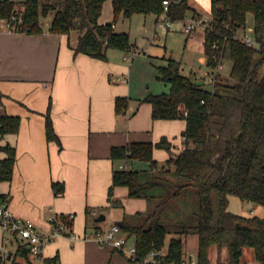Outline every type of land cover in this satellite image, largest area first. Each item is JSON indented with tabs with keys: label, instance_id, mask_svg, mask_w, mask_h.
<instances>
[{
	"label": "trees",
	"instance_id": "16d2710c",
	"mask_svg": "<svg viewBox=\"0 0 264 264\" xmlns=\"http://www.w3.org/2000/svg\"><path fill=\"white\" fill-rule=\"evenodd\" d=\"M105 1L0 0V20L8 22L10 30L39 34L42 17L53 11L50 32L67 34L74 54L106 60L110 48L127 51L135 46L127 32L114 29L119 17L165 13L173 22L184 20L188 12L198 15L187 0H168L166 12L163 0H110L113 19L101 23ZM210 17V25L203 29V44L205 65L213 77L195 80L181 72L180 60L169 57L165 65L156 67L157 77L169 83V90L149 92L143 99L151 103L154 119H185L182 150L160 164L153 158V149L169 150L165 137L111 148L113 160L149 165L147 169L115 168L108 189L110 206H120L119 200L112 199L115 186H125L129 197L147 202L145 211L122 218L121 228L128 238L134 237L140 263L152 249L162 252L166 262L181 263L189 258L184 248L187 237L196 235V264H211L212 247L226 249L227 261L218 264H242L247 246L253 249L257 264H264V216L228 210L229 195L264 205V0H210ZM246 30H251L252 45L235 37ZM224 61L231 64L226 79L221 75ZM205 79L210 88L205 87ZM127 102L126 97H116L115 111L120 113ZM49 112L50 105L46 136L59 142ZM18 127V116L0 114V135L16 132ZM0 150L5 152L0 158V181H9L15 149L6 143ZM52 187L56 195L64 189L61 182H53ZM192 190L196 194L193 204L184 202L181 210L172 208L173 200ZM8 201L9 195L0 193V202ZM91 211L85 208L86 224L97 223ZM59 217L71 230L73 218ZM28 252L20 244L15 249L20 255ZM44 260L55 263L58 257ZM6 264L22 263L12 253Z\"/></svg>",
	"mask_w": 264,
	"mask_h": 264
},
{
	"label": "crops",
	"instance_id": "0c3cea01",
	"mask_svg": "<svg viewBox=\"0 0 264 264\" xmlns=\"http://www.w3.org/2000/svg\"><path fill=\"white\" fill-rule=\"evenodd\" d=\"M191 16L193 12L187 17ZM49 25L42 24L43 32L39 34H29L10 30L0 20V114L19 117L16 132L0 135V145L8 143L15 149L12 178L0 181V193L9 195V207L16 215L32 220L45 233L51 232L50 216L73 214L70 231L79 237L59 235L46 244L41 256L16 254L15 249L13 254L22 264H141L110 244L82 236L97 226L105 228L122 221L125 214L147 209L145 198L129 197L125 186L113 188L112 199L119 200L120 206H110L108 189L113 170L126 162L111 158L113 146L157 142L165 137L170 149H153L158 163L175 156L184 146L185 119H154L151 103L143 100L149 92L165 91L160 82L169 85L157 77L156 67L165 65L171 57L166 56L167 41L175 30L168 35L172 25H163V40L152 32L146 45L135 42L127 51L110 48L107 59L102 60L85 53L74 54L67 34L52 33ZM183 30L187 32L185 27ZM188 33L185 49L197 54L200 66L198 71L190 70L189 76L201 77L203 67L207 70L204 32L195 27ZM157 37L159 43H154ZM75 38L73 35L71 40ZM183 57L178 59L181 72ZM116 97L128 99L120 113L115 111ZM49 105L59 142L46 136ZM4 156L0 150V158ZM136 162L126 163L143 169ZM53 182L63 184L61 194L54 193ZM87 206L92 209V217L104 214L107 222L86 224ZM55 255V263L44 260ZM221 258L219 255L217 264L226 262Z\"/></svg>",
	"mask_w": 264,
	"mask_h": 264
},
{
	"label": "rangeland",
	"instance_id": "374dc122",
	"mask_svg": "<svg viewBox=\"0 0 264 264\" xmlns=\"http://www.w3.org/2000/svg\"><path fill=\"white\" fill-rule=\"evenodd\" d=\"M18 1V0H17ZM191 6L196 8L198 12H200L203 17H210V5H209V0H187ZM108 4L104 6V10H102L100 20L105 23V22H110L113 19V8L111 1H107ZM190 12H188L189 15ZM187 15V16H188ZM184 20L180 21H173L172 22V27L168 31V35L172 34L173 31L175 32V35H170L168 36V41H167V54L166 56H171L174 59H180L182 56L183 57V68H182V73L185 75L190 74V70L198 69L197 67H200L198 62H197V54L193 52H189L185 49V39L190 36L188 32H184L183 28L185 27V23L187 22V17ZM194 16V15H193ZM191 16V17H193ZM53 17V11H50L46 16L42 17V24L44 26H48L52 20ZM144 17H146L147 20H144ZM163 17L164 14H161L159 16H155L154 14H143V13H136L134 14L130 19H126L123 17H119L114 25L116 24V29L114 26V29L116 31H124L129 34V39L132 43L135 44V42L138 43H143L146 45L148 43V39L151 36L152 32L153 34L156 31V35H159V38L163 40V34L161 33V28L164 27L163 25ZM190 17V18H191ZM158 18V22L154 24V20ZM189 19V18H188ZM160 21V22H159ZM248 22L251 24L252 23V15H248ZM156 27V29H155ZM198 27V26H197ZM204 29V26L201 27ZM172 32V33H171ZM76 35V33H74ZM239 35H245L252 37L251 30H246L245 32L239 31ZM154 43L157 41V38H154ZM230 61H224V65L222 68V76L224 79L227 78V75L229 74L230 70ZM203 75L201 77L197 76L195 80H201L202 77L204 76L206 79H210L211 76L213 77L214 73H210L209 69L203 67ZM198 71V70H197ZM205 71H207L205 73ZM264 71V66L262 67V72ZM192 76V75H190ZM193 77V76H192ZM195 78V77H193ZM205 79V80H206ZM211 81V80H210ZM161 87H165V91H158V92H167L169 90V85L164 84L163 82H160ZM210 84L206 80L205 87L210 88ZM160 90V89H158ZM164 162V161H163ZM159 161V163H163ZM136 166L138 168H149L148 163L144 161H139L137 160ZM194 201H196V194L195 191L192 190L188 192L185 196H180L178 199H175L172 201L171 206L174 209H179L181 210L184 206V202L186 204H193ZM228 210L241 214V215H260L264 216V205L258 204L253 201H248V200H243L239 198L238 196L235 195H229V201H228ZM106 223L107 221H99L97 223ZM118 235H124L123 230ZM134 239L133 236L129 237V242H131ZM11 249L13 247L10 246ZM185 250L187 252L192 251L193 253V260L195 261L194 263H189V264H196V250H197V236L196 235H189L188 240H186L185 243ZM214 254V255H213ZM220 255L221 261H227V252L225 248H220L218 249L217 247H212L211 249V258H212V264H217L218 261V256ZM242 264H257V262L254 260V253L253 249L249 246L245 247L243 250V255H242Z\"/></svg>",
	"mask_w": 264,
	"mask_h": 264
},
{
	"label": "built area",
	"instance_id": "2783aa9c",
	"mask_svg": "<svg viewBox=\"0 0 264 264\" xmlns=\"http://www.w3.org/2000/svg\"><path fill=\"white\" fill-rule=\"evenodd\" d=\"M168 3V0H163L165 12L167 11ZM163 14V24L170 27L172 25L171 19L165 13ZM5 23L7 26L9 25L8 22L5 21ZM210 23L211 17L193 16L187 19L185 30L191 32L197 26L205 27L210 25ZM153 36H156V34L154 33ZM235 37L249 45L253 44V40L249 36L236 34ZM119 168L130 169L133 167L125 162ZM67 216L70 219L73 218V214H68ZM49 223L51 232L45 233L32 220L16 215L7 202H0V264H6L10 260L14 249L19 244L33 255L41 256L46 244L57 236L67 234L71 239L79 237L70 231L68 223L62 220L59 215L50 216ZM121 230L122 228L118 224L111 223L105 228H93L92 231L86 232L82 237L93 239L99 244H110L114 249L122 251L132 261H136L137 250L135 242L130 243L126 235H118ZM194 262L193 253H190L189 258H185L181 263L176 261L166 262L164 254L157 249H152L141 259V264H189Z\"/></svg>",
	"mask_w": 264,
	"mask_h": 264
},
{
	"label": "water",
	"instance_id": "95a60500",
	"mask_svg": "<svg viewBox=\"0 0 264 264\" xmlns=\"http://www.w3.org/2000/svg\"><path fill=\"white\" fill-rule=\"evenodd\" d=\"M105 219L104 214H99L97 217H95V221L99 222ZM116 224H118L120 227H122V221H116Z\"/></svg>",
	"mask_w": 264,
	"mask_h": 264
}]
</instances>
